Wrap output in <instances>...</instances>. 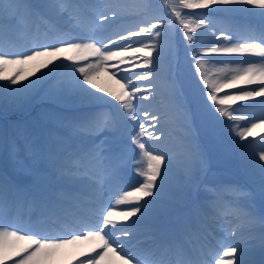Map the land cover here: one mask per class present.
Instances as JSON below:
<instances>
[{
    "label": "snow or ice",
    "instance_id": "snow-or-ice-1",
    "mask_svg": "<svg viewBox=\"0 0 264 264\" xmlns=\"http://www.w3.org/2000/svg\"><path fill=\"white\" fill-rule=\"evenodd\" d=\"M200 9L208 12L194 11ZM255 9L264 10V0H174L171 19L153 22L152 0H139L136 27L109 33L128 15L123 0H0V80L7 82L0 84V109L28 100L47 74L35 80L29 75L53 65L74 70L50 89L57 103H107L116 117L98 111L52 116L59 127L49 132L38 154H32L30 142L25 145L31 161L23 168L30 182L0 171V264H44L70 245L85 249L77 264H254L245 255L257 240L264 250V213L241 204L240 197L251 195L242 187L210 190L213 199L193 202L169 223L159 217L174 160L167 147L173 130L189 161L204 159L200 133L212 141L222 127L238 138L233 139L237 147L255 153L260 145L259 159L246 158V164L258 176L264 198V135L239 143L264 127V11ZM245 15L258 16L259 23L235 22ZM215 17L224 25L218 35ZM177 24L187 62L197 74L192 91L181 79L178 60H164L166 53L176 56ZM198 29L212 30L220 42L202 44ZM19 41L20 50L10 51ZM206 63L223 67L200 71ZM101 73L119 76L118 90L99 88ZM232 89L237 91H225ZM244 101L252 103L238 104ZM154 105L159 109L152 110ZM110 132L117 134L114 139L105 135ZM125 135L139 150L131 181L124 174ZM15 151L13 142L10 154ZM209 225L224 233L214 243L208 240ZM238 232L248 233V240L237 243Z\"/></svg>",
    "mask_w": 264,
    "mask_h": 264
},
{
    "label": "rangeland",
    "instance_id": "rangeland-1",
    "mask_svg": "<svg viewBox=\"0 0 264 264\" xmlns=\"http://www.w3.org/2000/svg\"><path fill=\"white\" fill-rule=\"evenodd\" d=\"M124 4L127 7L128 13L135 14L137 11V5L139 1L136 0H123ZM256 12L264 11L260 9H255ZM163 12H158L153 17V22H155V19L157 17H163ZM136 18L130 23L128 22L131 18L130 15H126L122 20L116 21L111 25V27L108 29V32L111 33L113 31H124L126 29H134L137 25V23L140 20V17H138L135 14ZM248 20H241V21H235L236 23H248L253 24V21H256L259 23V17L258 16H251V15H245ZM251 18H254L253 20ZM135 22V23H134ZM223 22L217 21L216 24V30L217 35L219 34V28L223 27ZM206 35H212V30H208ZM132 40L140 39L139 37H132L130 38ZM223 38L221 37V40ZM218 43L220 41H217ZM216 42V43H217ZM119 43H123V41H119ZM23 45V41L17 42L14 46L10 47V51H17L20 50L21 46ZM139 46V45H137ZM155 54V53H154ZM237 55V54H233ZM139 62V61H138ZM231 67H235L236 65H230ZM217 67H223L222 64H218ZM73 69L66 68V67H60L56 70V73L53 78H50V80L44 85V89L41 91L39 97L37 98L40 101H46L49 103L56 102L50 95L49 91L52 89L55 85H57L62 79L65 78L67 73H70ZM111 73H101L98 79L96 80V83L98 84L99 88H107L109 90H118L119 86L115 83V79H118L119 76L110 79ZM33 80V79H29ZM28 81H23L24 84H26ZM141 83V82H137ZM146 83V82H145ZM98 91V89H95ZM225 91H237V89L232 90H225ZM103 96L106 97L108 101H112L113 103H118L114 101L113 97H107V93H102ZM262 99V98H257ZM251 101H244V102H238V104H244ZM61 104V103H59ZM148 102H144V105L147 106ZM65 105V104H61ZM81 104L72 105L70 108L76 107L78 108ZM237 105H233V107H236ZM159 105H154L152 110H158ZM81 111H98V112H104L108 113L110 117L115 121V110L111 108L110 104H105L104 108L101 110H95L94 108H91L89 110H81ZM80 111V112H81ZM54 116H60L64 117L63 114H58ZM52 117V116H51ZM68 118V117H64ZM226 124H231V121H227L225 118ZM52 123L48 122L49 124ZM244 123V122H241ZM51 125H54L53 123ZM57 126V125H56ZM55 127V126H54ZM6 129V128H5ZM50 129V127H49ZM260 129V130H259ZM51 130V129H50ZM261 131H264V127L257 128L255 130V133L253 136L248 137L246 141H240L239 143L241 145H245L248 143V141H253L255 138L259 140L258 134H260ZM222 134L219 135L218 139H216V144H210V146L207 145V149L204 150V153H207L210 151V148L213 150H226L228 153L230 151L234 150L235 157L239 159L238 169L241 171L240 175H236V173H233L231 175H225L223 180H220L218 178V171L210 168V165L205 160V157L203 161L192 159L187 160L184 155L182 154V145L179 138V132L178 130H173L172 135L169 137L168 141V150L171 151L174 154V160L171 169L168 173V180L165 185L164 194L161 198V202L165 205V208L162 209L161 215L159 217V222L164 224L167 223L169 219H175L176 217L180 216L182 214L181 212L185 209V204H189L193 202L194 199H196L195 202L203 204L204 201L210 200L214 198V192L210 191L213 189H218L221 187L226 186H239L242 187L247 193H250L251 195L248 197H240V202L245 207L249 208L250 210H254L255 212L261 208V206L264 207V203H262V200L264 198L261 197L259 194V180L255 182L256 178L258 176H255L252 171L249 169V167L246 164V158L247 159H259V147L260 145H257V151L255 153L252 152L251 149L246 147H237L236 144L233 142V139H238L232 136L231 129L228 127H222L221 128ZM109 140L114 139L116 137L115 132H110L105 134ZM46 140L40 138V134H34L29 128H27L24 121H21L19 128L15 129H6L0 132V154H4L5 156V164L7 166V169L10 173V175L17 176L25 180V182H30V177L26 174L24 171L23 165H26L30 163L31 161V155L28 151L25 149L26 143L30 142L33 146V153L32 154H38L39 149L43 145V143ZM124 143L129 145L128 150V165L125 168V178L128 181H131L133 177H135V169L137 167L135 161L139 158L137 153L139 150L135 147L134 144L131 143L130 138H128L126 135L123 137ZM15 143L16 145V151L13 154H10V145L12 143ZM147 143L152 144L155 143L153 141H147ZM202 147V146H201ZM203 150V149H202ZM227 153V154H228ZM243 154V155H242ZM205 155V154H204ZM231 155V152H230ZM228 154V157H230ZM224 155L221 154V157ZM244 160V163H241V161ZM264 163V162H261ZM233 172H236L235 168H231ZM222 173V172H220ZM223 181V183L221 182ZM221 182V184H220ZM225 199H233V196L230 193H224L223 194ZM262 198L260 201L256 202L255 205L251 203L252 198ZM145 199H151V198H145ZM257 200V199H256ZM187 202V203H186ZM258 208V209H257ZM117 211L123 210V206H118L116 208ZM135 219V217L131 218ZM131 221H129L130 223ZM211 230L214 232L215 237H211V235L208 237V240L210 243H214L216 239L221 238L224 233L220 232L218 229H216L214 226L209 225ZM59 234H63L62 232ZM240 235V236H239ZM248 233L245 232H238V241L245 240L246 242L248 240ZM258 235V233H257ZM255 244H258V240L254 242ZM82 251H85V249L79 247V246H67L65 248L57 250L54 254L49 256L47 260L44 262V264H77V259H84L85 257L80 256V253ZM239 253V252H238ZM263 254V255H262ZM262 254H256L251 253L250 249L246 251L245 258L250 259L254 262V264H264V250ZM9 264H11V261H9Z\"/></svg>",
    "mask_w": 264,
    "mask_h": 264
},
{
    "label": "trees",
    "instance_id": "trees-1",
    "mask_svg": "<svg viewBox=\"0 0 264 264\" xmlns=\"http://www.w3.org/2000/svg\"><path fill=\"white\" fill-rule=\"evenodd\" d=\"M137 2L139 0H136ZM31 3H37L38 0H29ZM174 2V0H152L153 3V10L151 15L155 16L158 12H163V17H168L171 19L169 9L171 4ZM195 12H204L207 13V9H200V10H194ZM131 16L128 22H132L136 16L135 14H130ZM139 17V16H138ZM217 21H219L218 17H215ZM135 23V22H134ZM177 31L175 33V42H176V56L173 57L171 54L166 53L164 60L165 62H173L177 61L179 63V67L181 69V79L183 80L185 87L189 89L190 91L195 90L197 87V74L194 72L192 67L188 64L187 58L184 53V44L186 41L183 39V36L181 35L182 29L179 28V25L177 24ZM197 32L200 34V42L204 45L213 44L216 43L215 37L211 35H206L205 30L198 29ZM218 43V42H217ZM155 56V54H153ZM73 62L64 61V64H71ZM56 64H60V61H57ZM217 65L213 66L210 63H206L203 65V67L200 69L202 72H210L214 71V68L217 67ZM60 67H55L53 65H49L48 68H41L39 72H36L35 76L29 75V79L35 80L37 76H40L41 73H46L41 80V82L37 85L36 90L33 92L32 96L26 100L25 102L21 103L17 106H11L7 109H0V132L3 130H8L6 125H9L11 129L19 128V125L21 121H24L27 128H29L34 134H40V138L46 140L48 137V134L50 130L47 128L48 122H51V116L63 114L64 117H71L73 115H77L78 113H71L69 111V108L72 105H61L57 102L47 103L46 101H40L37 98L39 97L41 91L44 89V85L50 80V78H53L56 70ZM49 69H53L52 72H49ZM74 71V70H72ZM76 75H79V73H76ZM7 83L6 81L0 80V84ZM23 83V81H21ZM12 87H18V85H13ZM96 91V90H93ZM102 95V93H99ZM211 104V102H208ZM87 105V104H84ZM104 103H96L94 107H101ZM218 115V114H217ZM220 119L225 120L224 117H220ZM6 128V129H5ZM222 134L221 129L219 130V135ZM216 139L209 141L203 134V132L200 133V144L203 147L204 150L207 149V145L210 146V144H216ZM206 154L205 160L211 164L214 163V166L218 169H228L230 166H235L234 162V155L231 154L230 157H221V152H216V150L210 149V151ZM225 164L224 166L222 164Z\"/></svg>",
    "mask_w": 264,
    "mask_h": 264
},
{
    "label": "bare ground",
    "instance_id": "bare-ground-1",
    "mask_svg": "<svg viewBox=\"0 0 264 264\" xmlns=\"http://www.w3.org/2000/svg\"><path fill=\"white\" fill-rule=\"evenodd\" d=\"M260 130V129H259ZM238 237V236H237ZM237 243H244V241L243 242H239V241H236ZM248 251V250H247ZM250 251H251V253H256V254H262L263 253V250L258 246V244H257V246L256 247H253V248H250ZM238 252H239V250H238ZM263 255V254H262Z\"/></svg>",
    "mask_w": 264,
    "mask_h": 264
}]
</instances>
